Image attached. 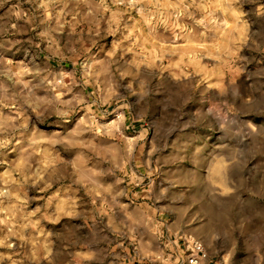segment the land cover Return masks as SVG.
Segmentation results:
<instances>
[{
    "label": "clouds",
    "instance_id": "1",
    "mask_svg": "<svg viewBox=\"0 0 264 264\" xmlns=\"http://www.w3.org/2000/svg\"><path fill=\"white\" fill-rule=\"evenodd\" d=\"M0 264H264V0H0Z\"/></svg>",
    "mask_w": 264,
    "mask_h": 264
},
{
    "label": "rangeland",
    "instance_id": "2",
    "mask_svg": "<svg viewBox=\"0 0 264 264\" xmlns=\"http://www.w3.org/2000/svg\"><path fill=\"white\" fill-rule=\"evenodd\" d=\"M145 127H147V123L145 122ZM140 125L137 124L136 128L139 129ZM162 129H158V132L161 131ZM173 148H176V145L174 144L172 146ZM177 151H179V148H176ZM179 159L176 156H165L163 158L160 159V161L158 163H153V168H157L160 169L161 171H163L165 174H168L172 171L175 170V167L178 165ZM192 163H195V161L193 160ZM193 178L195 176V173H191L190 174ZM156 179H159V177H155ZM194 182V179H193ZM134 191H139V189H135Z\"/></svg>",
    "mask_w": 264,
    "mask_h": 264
}]
</instances>
